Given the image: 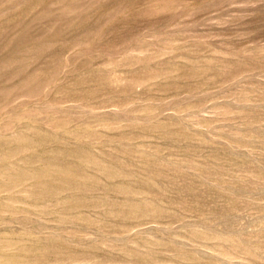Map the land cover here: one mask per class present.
Segmentation results:
<instances>
[{"label":"rangeland","instance_id":"1","mask_svg":"<svg viewBox=\"0 0 264 264\" xmlns=\"http://www.w3.org/2000/svg\"><path fill=\"white\" fill-rule=\"evenodd\" d=\"M0 264H264V0H0Z\"/></svg>","mask_w":264,"mask_h":264}]
</instances>
